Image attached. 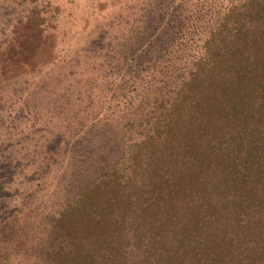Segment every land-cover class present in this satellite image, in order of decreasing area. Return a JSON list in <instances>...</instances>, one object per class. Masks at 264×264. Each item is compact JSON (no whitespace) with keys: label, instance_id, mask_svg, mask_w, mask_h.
Listing matches in <instances>:
<instances>
[{"label":"trees","instance_id":"1","mask_svg":"<svg viewBox=\"0 0 264 264\" xmlns=\"http://www.w3.org/2000/svg\"><path fill=\"white\" fill-rule=\"evenodd\" d=\"M188 1L133 76L139 136L71 151L93 170L51 219L53 264H264V0Z\"/></svg>","mask_w":264,"mask_h":264},{"label":"rangeland","instance_id":"2","mask_svg":"<svg viewBox=\"0 0 264 264\" xmlns=\"http://www.w3.org/2000/svg\"><path fill=\"white\" fill-rule=\"evenodd\" d=\"M180 1L0 0V264H53L51 219L93 170L74 172L71 151L139 136L133 76Z\"/></svg>","mask_w":264,"mask_h":264}]
</instances>
